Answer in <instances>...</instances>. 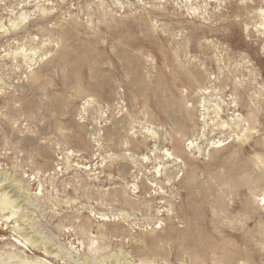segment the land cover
<instances>
[{
    "label": "rangeland",
    "instance_id": "374dc122",
    "mask_svg": "<svg viewBox=\"0 0 264 264\" xmlns=\"http://www.w3.org/2000/svg\"><path fill=\"white\" fill-rule=\"evenodd\" d=\"M262 196L264 0H0V264H264Z\"/></svg>",
    "mask_w": 264,
    "mask_h": 264
},
{
    "label": "bare ground",
    "instance_id": "6f19581e",
    "mask_svg": "<svg viewBox=\"0 0 264 264\" xmlns=\"http://www.w3.org/2000/svg\"><path fill=\"white\" fill-rule=\"evenodd\" d=\"M25 15V14H24ZM23 17V16H22ZM21 17V18H22ZM25 16H24V18H23V21H25ZM15 23V22H14ZM19 23L20 22H17V23H15V25L17 26V25H19ZM2 27V26H1ZM150 27H151V25H150ZM149 30V29H148ZM143 50V49H142ZM150 131V136H152L153 138L155 137V135H157V132L156 131H153V130H149ZM219 143H221V142H219ZM164 151H166V154L168 155V159H169V161H170V159H172L174 162H179L180 161V159H179V155H177V156H175L173 153H171L170 151H168V150H164ZM263 197V196H262ZM261 197V198H262ZM260 198V199H261ZM264 198V197H263ZM1 202H2V207H3V209H5L8 205H10V204H12L13 203V199H12V196H10L9 195V193L8 192H4L3 194H2V199H1ZM26 236H24V238H25ZM26 240H29L31 243H34V241H33V239H31L30 237H26Z\"/></svg>",
    "mask_w": 264,
    "mask_h": 264
}]
</instances>
